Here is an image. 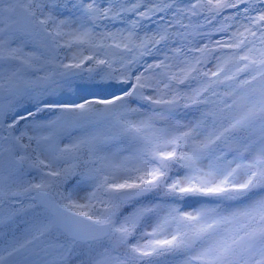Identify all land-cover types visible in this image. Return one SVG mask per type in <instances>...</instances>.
Listing matches in <instances>:
<instances>
[{"label":"snow or ice","instance_id":"6c2138e0","mask_svg":"<svg viewBox=\"0 0 264 264\" xmlns=\"http://www.w3.org/2000/svg\"><path fill=\"white\" fill-rule=\"evenodd\" d=\"M0 264H264V0H0Z\"/></svg>","mask_w":264,"mask_h":264}]
</instances>
